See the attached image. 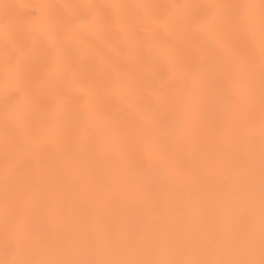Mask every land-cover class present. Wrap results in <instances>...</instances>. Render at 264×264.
I'll return each mask as SVG.
<instances>
[{
    "label": "snow or ice",
    "instance_id": "1",
    "mask_svg": "<svg viewBox=\"0 0 264 264\" xmlns=\"http://www.w3.org/2000/svg\"><path fill=\"white\" fill-rule=\"evenodd\" d=\"M0 264H264V0L5 4Z\"/></svg>",
    "mask_w": 264,
    "mask_h": 264
},
{
    "label": "bare ground",
    "instance_id": "2",
    "mask_svg": "<svg viewBox=\"0 0 264 264\" xmlns=\"http://www.w3.org/2000/svg\"><path fill=\"white\" fill-rule=\"evenodd\" d=\"M31 0H0V19L4 16V5L11 4V5H24L30 3ZM23 11V9L12 8L9 10L10 15H16L18 12Z\"/></svg>",
    "mask_w": 264,
    "mask_h": 264
}]
</instances>
